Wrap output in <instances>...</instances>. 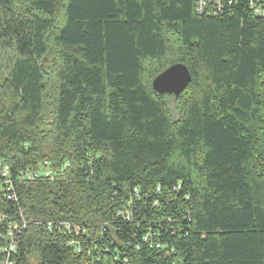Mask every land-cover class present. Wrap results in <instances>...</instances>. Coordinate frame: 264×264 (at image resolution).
<instances>
[{
	"label": "trees",
	"instance_id": "obj_1",
	"mask_svg": "<svg viewBox=\"0 0 264 264\" xmlns=\"http://www.w3.org/2000/svg\"><path fill=\"white\" fill-rule=\"evenodd\" d=\"M230 1L0 0V159L68 160L15 188L81 229L75 252L30 224L15 264H264V17Z\"/></svg>",
	"mask_w": 264,
	"mask_h": 264
},
{
	"label": "built area",
	"instance_id": "obj_2",
	"mask_svg": "<svg viewBox=\"0 0 264 264\" xmlns=\"http://www.w3.org/2000/svg\"><path fill=\"white\" fill-rule=\"evenodd\" d=\"M227 2L231 1L227 0ZM223 4V0H194L197 13L217 15ZM248 4L255 14L264 17V0H248ZM69 165L68 160H64L58 165H53L48 160H42L19 169L13 175L7 162L0 159V251L3 254L0 264H15L14 256L17 254L20 236L30 224L43 226L52 232L57 240L65 237L66 245L74 248L75 252H79L80 225L66 219L33 220L28 218L21 209L15 188L17 182H29L37 179L53 181ZM5 204H8L14 213H7L4 208ZM117 214H121L125 219H130V213L127 210L119 209Z\"/></svg>",
	"mask_w": 264,
	"mask_h": 264
},
{
	"label": "water",
	"instance_id": "obj_3",
	"mask_svg": "<svg viewBox=\"0 0 264 264\" xmlns=\"http://www.w3.org/2000/svg\"><path fill=\"white\" fill-rule=\"evenodd\" d=\"M191 75L188 68L181 64H172L151 81L152 89L159 94L169 93L178 96L189 84Z\"/></svg>",
	"mask_w": 264,
	"mask_h": 264
},
{
	"label": "rangeland",
	"instance_id": "obj_4",
	"mask_svg": "<svg viewBox=\"0 0 264 264\" xmlns=\"http://www.w3.org/2000/svg\"><path fill=\"white\" fill-rule=\"evenodd\" d=\"M168 102L171 104L172 103V100L171 99H168ZM29 261H30V264L31 263H34L35 262V258L32 257V258H30Z\"/></svg>",
	"mask_w": 264,
	"mask_h": 264
}]
</instances>
